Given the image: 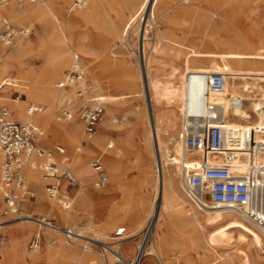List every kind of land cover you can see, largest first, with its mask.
<instances>
[{
    "label": "bare ground",
    "instance_id": "obj_1",
    "mask_svg": "<svg viewBox=\"0 0 264 264\" xmlns=\"http://www.w3.org/2000/svg\"><path fill=\"white\" fill-rule=\"evenodd\" d=\"M11 1L8 0L0 5V7L5 5L0 9V15H6L14 25L26 24L33 17L38 19L39 23L43 24L42 33L47 36V38H41L39 35V47L49 45L51 51L44 70L37 75L32 68L28 67V60L36 52L33 42L27 39L29 36L18 35L16 38L18 45H15V41L13 46L3 47L4 58L0 63V84L12 89L21 88L24 98L13 100L0 91V108L8 107L12 111L13 119L18 122H32L33 125L40 124L44 127L35 125L43 132L39 144L46 155L43 158L33 157L27 161L24 169L26 170L25 185L18 190L21 195L29 192L26 186L32 190L35 187L38 198L23 203L18 214H10L0 219V230L15 225L10 228L15 249L7 254L6 259L5 250L0 249V264H41L46 257H52L55 253L57 258L51 264H124L117 263L112 253H108L104 259L96 247L84 250L82 245L85 238L111 244L113 249L121 251L126 260H130L134 250L130 245L134 246L135 238L149 220L155 222V229L144 264H156V261L154 262L156 257L160 259V264H195L196 260L193 262L192 255L203 246L217 253L212 261L201 257L204 264H216L218 259H226L225 255L218 252L221 247L238 246L237 251L244 254L246 264L253 263L247 253L248 250L241 247L253 248L264 254V232L248 224L238 214L224 208L202 212L184 191L180 179L183 165L189 169L197 166H220L227 152L226 148L206 144L203 150L189 153L183 159L180 133L187 115L223 117L228 141L234 139L243 141L247 132L253 140L264 139V69L251 65L264 61V53L197 50L195 46L187 42V36H184L181 31L177 19V14L187 13L188 6L183 3L185 1L190 3L191 0H167L169 3L177 1L182 4L176 15L168 19L169 27L172 28L160 31L159 42L153 46L150 54L147 53L146 43L143 49H139L137 69L129 65L125 66L127 62L123 61L125 68L123 70H126L125 84L128 89L136 94L141 88L146 98L147 114L137 113L140 121L136 131L139 136L138 142H132L123 132L116 131V125L109 124L110 116L114 115L109 101L99 128L110 130L117 135L111 136L105 131L89 134L85 130L79 110L75 108H78L76 105L79 104L93 103L86 95L84 99L77 96L74 99L75 86L70 89L59 87V83L71 68L76 50L82 51L79 47L85 42L82 38L79 40L80 46H76L67 20L69 14L58 12L57 7L68 0H49L48 2L41 0L40 4L32 5L23 12L14 8V5L9 8ZM158 2L159 0H143L138 11L129 17L122 30L114 20L117 10L108 9L104 0H74L66 10L75 11L97 30L107 35V39L100 38L96 43L100 50L105 44L122 43L126 40L145 13L147 21L145 19L143 41L148 40V29L156 20L155 8ZM234 41V38H231L226 43ZM92 52V49L88 50V53ZM160 57L170 60V70L163 75L153 72V65ZM15 71L19 75L17 78L11 76ZM219 73L228 74L227 82L223 88H212L210 79L214 74ZM106 88H108L107 85L104 86V90ZM96 96L98 100H102L98 94ZM66 102H73V115L69 119L57 115ZM33 104L41 106L42 111L32 114L29 107ZM158 104L163 105L162 113ZM209 120L205 123L208 128L219 123L216 120ZM154 129L157 130V136ZM56 142L64 144L71 153L86 146V156L76 157L71 164L72 167L65 166L66 162L62 158L66 155L64 147L57 145L50 152L51 146ZM58 147L64 148L65 155L58 152ZM98 149L102 151L95 161H100L103 165L108 164L111 175L104 189L92 191L87 187V183L92 181L93 176L90 156ZM238 150L240 157L235 164L237 171L239 173L253 172L254 161L251 151L240 144ZM57 153L62 157L53 156ZM126 155L133 156L132 165H124L123 160ZM4 160V154L0 151V162L3 163ZM54 161L59 170H62L63 166L70 167L74 171L79 183L75 195L71 196V192L65 185H60L57 199H51L47 194V185L54 183L55 180L44 173V165L46 162ZM259 162L264 165V153ZM153 166L155 168L154 197L150 200L144 195V190L152 187V180L145 177ZM128 168H133L135 174L137 173L133 180L125 176ZM5 191V187L0 183V197ZM94 193L100 194L104 199L101 206L96 201ZM65 199L69 200V208L64 206ZM44 209L54 212L66 228L76 229L83 238H79L75 244H72L62 233L44 227L40 223L42 218H36L38 212ZM146 214L147 220L139 224L136 229L127 231L122 242H111V239L116 240L115 237L102 228L96 229L89 223L82 227L78 224L81 221L134 223L145 219ZM9 221L14 222L3 226ZM175 229L184 233L182 242L174 236ZM86 232L91 236L85 235ZM34 239L40 241V247L28 248V241ZM232 258L229 256L226 260Z\"/></svg>",
    "mask_w": 264,
    "mask_h": 264
},
{
    "label": "rangeland",
    "instance_id": "obj_2",
    "mask_svg": "<svg viewBox=\"0 0 264 264\" xmlns=\"http://www.w3.org/2000/svg\"><path fill=\"white\" fill-rule=\"evenodd\" d=\"M48 1L49 0H47V2ZM73 1L74 0H68L64 2L63 5H57V8L60 14H69L67 20L69 21L70 31L75 39L76 46H80V39L84 38L85 40L84 44L79 47V49L81 48L82 51L76 50L75 53L82 55L83 62L85 65V84L88 90L86 97L92 103H94V101H101L104 104V114L102 116V119H104L105 117L106 108L108 106L109 101L110 107H112L114 112V115H111L108 120L109 124L112 126L116 125V131L123 132L125 136H127L132 142H138L139 136L137 135L136 131L138 130V125L140 124V121L137 113H145V115L147 114L146 98L141 88L140 92L136 94H133L128 89L127 85L125 84L126 70H123L125 69L123 66V61L127 62L126 65L124 64L125 66L129 65L130 67L132 66L137 69V52L139 51V49H143V46L146 43L147 53L150 54L152 52L153 46L159 42V38L161 35L160 31L166 28H172L169 27L168 19H170L172 15H176L177 11L182 6V4L177 1L169 3L167 0H159L155 8L156 20L153 26H149L148 29V40L143 41V32L147 21V14L145 13L146 16L145 14L143 15V17L138 21L136 29L130 32L126 40H124L122 43L118 42L114 44H107L108 46L105 44V46H102L99 50V46L96 44L97 41L100 38L107 39V35H104V33L102 31H99V29L97 30V28L92 26L91 23L84 20L80 15H77L75 11L68 9L66 10V8L69 7ZM142 1L143 0H104V4L108 9L113 10L115 8L117 10L116 11L114 9L116 11V17L114 16V20L116 21L119 29L122 30L129 17L138 11ZM39 2H41V0L36 2H32L31 0H12L8 7L11 8L12 5H14V8L23 12L32 5L40 4ZM183 4L185 6H188V8L186 9L187 13H185V15L177 14L179 26L181 27V31L183 32L184 36H187V42L195 46L197 50H215L218 52H221L223 50H236L245 53H264V0H191L190 3L185 1ZM4 6H1L0 9H2ZM120 13H122V16L120 15ZM3 17L8 18L6 15L2 14L0 15V20ZM15 26L17 28L27 27L32 31L31 35L27 37V39L33 42V46L36 52L28 60V67L32 68L37 75L41 74V72L44 70L45 63L49 60V53L51 51V46L49 45L39 47V35L41 38H47V36L42 33L43 24H40L39 20L33 17L30 22L26 24L19 23ZM231 38H234L235 41L226 43ZM15 45H18L17 41ZM91 49L93 50V52L88 53V50ZM251 65L264 69V61H259V63H252ZM169 70L170 60L168 58L160 57L156 60L153 65L154 74L163 75ZM11 76H13V78H17L19 75L15 71L11 74ZM163 78L165 79V77ZM105 85H107L108 88L104 90ZM0 91L1 93H4L5 96L13 100L18 99L20 97L24 98L21 88L15 87L12 89L5 85L4 88ZM74 91H76V88ZM96 94H98L102 98V100H98ZM75 98L76 95L74 96V99ZM77 106L78 108L75 109L78 111L80 110V107L85 106V104H79L76 105V107ZM159 109L160 113H162V104L159 105ZM78 113L80 114L81 112L79 111ZM57 115L62 117L61 111ZM102 119L99 122L96 131H105V133H108L111 136H116L117 133H114L110 130H106L102 127L101 129L99 128V126L102 124ZM63 121L69 122L70 120ZM35 125L44 128L40 124ZM154 133L155 136H157L156 129H154ZM57 145H62V147L66 149V155L62 157V155L57 153L53 156L60 155V157L63 158L64 162H66L65 166L68 165L72 167L71 164L74 163L76 157H85L87 153L86 146L85 148H82L77 152L71 153L64 144L59 142H56L51 146L50 152H52V149ZM101 151V149H98L91 153L90 161L92 164L100 155ZM132 159L133 156L126 155L123 160L124 165H132ZM104 165L110 177L111 174L108 168V164ZM64 168L65 167L62 166V170L60 171H63ZM135 175H137V173L135 174L133 168H128L125 176L133 180L136 177ZM154 177L155 168L153 166L150 172L145 177L146 179L148 178L152 180V187L146 188L144 190V195L148 196L150 200H153L154 197ZM96 178L97 175L93 170L92 181L90 183H87V187L90 188L92 191H100L106 186L105 185L102 188H96ZM60 185H65L67 190L69 187L71 196L75 195L77 189L79 188V183L76 186H69L68 182L65 180H62ZM26 189L29 191H34L36 194L38 193L35 187H33L32 190L30 187L26 186ZM94 196L96 198V201L101 206V204L104 202L102 196L96 193H94ZM36 197L38 198V194ZM78 209L80 210L79 207ZM78 209L75 208V210ZM36 218H45L63 227L66 226L56 217V214L54 212L48 209H44L41 212H38ZM145 220H147V214L145 215V219L141 220L140 224H142ZM12 222L14 221H9L8 223L3 224V226L11 224ZM87 223L88 222L86 221H81L78 224L82 227ZM14 226L15 225H11L0 230V249L5 250V259L7 257V254L13 252L15 249L13 244V238L10 233V228ZM118 227L126 226L118 225ZM118 227H116L112 232H110V235H112V237L114 231L117 230ZM126 229L127 231L130 230L128 227H126ZM84 234L91 236V234L88 232ZM173 234L178 240L182 242V236L184 234L183 232L177 231V229H175L173 231ZM116 241L117 240L111 239V242ZM31 242V240L28 241V248H30ZM130 247L134 249L133 245H130ZM241 248H244L246 251L248 250L247 253L250 255L253 264H264V254L261 251H256L253 248L248 249L246 246H243ZM237 249L238 246L230 248H219L218 252L222 255H225L226 259H228L229 256L233 258L231 260L218 259L216 264H246L243 257L244 254L239 253ZM215 255H217L216 251H214L213 249L205 248L203 246L194 252V254L192 255V259L193 262H195V259L200 260V262L196 261L195 264H204V261H201L200 259L201 257H203L204 260L212 261L213 259H215ZM56 258L57 254L55 253L52 257H46V259H44L46 261L43 260L41 264H51L56 260Z\"/></svg>",
    "mask_w": 264,
    "mask_h": 264
},
{
    "label": "built area",
    "instance_id": "obj_3",
    "mask_svg": "<svg viewBox=\"0 0 264 264\" xmlns=\"http://www.w3.org/2000/svg\"><path fill=\"white\" fill-rule=\"evenodd\" d=\"M8 0H0V5ZM32 2L38 0H31ZM32 31L28 28H17L8 18L0 20V63L4 58L3 47L13 46L18 35L30 36ZM84 62L82 55L76 53L71 68L67 71L65 78L59 83L60 88L70 89L76 87L77 98L84 99L87 90L85 84ZM228 74H214L210 79L212 88H223L227 82ZM4 85L0 84V88ZM19 97V96H18ZM73 102H66L61 108L62 116L69 119L73 115ZM101 101H94L80 107V114L87 133L96 131L99 122L104 114V107ZM206 107L204 113L206 114ZM29 111L32 114L42 111L39 105H31ZM218 121L212 128L206 126L207 120ZM43 135L42 130L30 122H18L12 117V111L8 107L0 109V151L4 154L5 160L0 162V183L6 191L0 197V219L10 214H18L21 205L26 201H33L36 194L29 191L19 194L18 190L25 185V166L29 159L33 157L43 158L45 152L40 148L39 139ZM180 140L183 147V159L189 153L201 151L206 144L212 147L226 148L223 164L220 166H197L188 168L183 165L180 179L184 191L192 198L196 207L202 212L224 208L241 216L248 224L264 232V165L259 160L264 153V139L253 140L247 132L243 141L234 139L228 141L227 132L224 128V118L210 115H187L184 119ZM251 151L254 161V169L251 173H239L236 169L238 160V146ZM58 152L65 155L64 148L58 147ZM50 155V154H49ZM93 170L97 175L95 181L96 188H102L108 182L109 174L100 161L93 163ZM44 172L54 183L47 185V194L51 199L59 197L60 182L65 180L69 186L78 184L77 177L70 167H65L60 171L57 163L46 162ZM258 190V191H257ZM256 191V192H255ZM64 205L70 207L68 199ZM40 223L46 228L62 233L68 242L75 244L81 235L76 229L63 227L51 220L42 218ZM155 222L149 220L134 243L133 257L126 260L119 249H113L111 244H105L85 238L83 249L88 250L96 247L105 259L108 253H112L117 263L124 264H144L149 252L148 249L153 240ZM127 233L126 227H119L114 231L113 236L118 242L124 241ZM117 242V243H118ZM41 245L38 239H34L31 249L39 248ZM156 264H160V259L156 257Z\"/></svg>",
    "mask_w": 264,
    "mask_h": 264
},
{
    "label": "crops",
    "instance_id": "obj_4",
    "mask_svg": "<svg viewBox=\"0 0 264 264\" xmlns=\"http://www.w3.org/2000/svg\"><path fill=\"white\" fill-rule=\"evenodd\" d=\"M21 28H27V27H21ZM68 190L70 191L69 187ZM88 223L94 226L96 229L102 228L105 232H112L116 227H118V225L126 226L129 229H135L141 223V221H136L134 223H128V221H88ZM195 260L197 262H200V260L198 259Z\"/></svg>",
    "mask_w": 264,
    "mask_h": 264
}]
</instances>
